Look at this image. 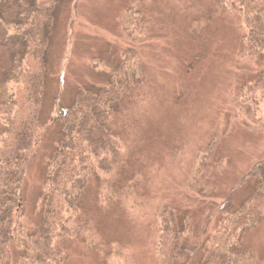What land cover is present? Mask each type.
<instances>
[{
  "label": "trees",
  "instance_id": "trees-1",
  "mask_svg": "<svg viewBox=\"0 0 264 264\" xmlns=\"http://www.w3.org/2000/svg\"><path fill=\"white\" fill-rule=\"evenodd\" d=\"M150 1L130 0L126 6L122 30L129 41L137 43L152 35L153 17L146 12ZM204 1L208 7L201 13L204 21L225 17V22L243 27L239 64L250 62L256 70L240 85L228 113L232 123L262 132L264 0ZM64 3L0 0V264L17 260L19 264H64L66 245L92 247L100 224L97 218L106 211L108 198L123 208L138 184L129 177L137 159L129 149L132 130L126 119L139 107L151 83L138 54L125 51L117 66L101 70L102 79L76 87L74 96L63 103L60 137L38 198V221L27 224L23 216L24 169L55 105L54 101L43 115L45 98L50 97L46 83L62 72L52 73L51 51ZM218 135H210L190 167L187 189L199 198L208 189L206 175L213 168L209 166ZM250 175L253 185L237 205L227 200L220 206L216 202V208L218 199L210 197L209 206L215 209L210 220L218 221L203 230L204 242L197 246L202 254L195 264H264L245 242L250 230L264 222V158L255 162ZM152 218L157 264H177L181 258V264H190L185 254L192 235L189 215L159 203Z\"/></svg>",
  "mask_w": 264,
  "mask_h": 264
},
{
  "label": "rangeland",
  "instance_id": "rangeland-1",
  "mask_svg": "<svg viewBox=\"0 0 264 264\" xmlns=\"http://www.w3.org/2000/svg\"><path fill=\"white\" fill-rule=\"evenodd\" d=\"M129 1L66 0L60 10L51 70L62 72L46 83L50 97L45 98L43 115L55 105L24 169L22 213L27 224L38 221V198L60 137L63 103L76 87L102 79V69L117 66L125 51H133L151 83L126 119L132 130L129 149L137 159L129 177L138 184L123 208L108 198L92 247L66 245L64 264H157L152 210L159 203L189 215L192 235L185 254L195 264L202 254L197 246L203 230L218 221L210 220L215 209L209 201L217 198L216 208L227 200L237 205L253 185L252 166L264 158V131L232 123L228 113L240 85L256 69L250 62L239 64L243 27L225 22V17L204 21V0L150 1L146 12L153 17L152 35L137 43L122 30ZM215 132L219 137L209 166L213 168L207 170L208 189L199 198L186 181L194 156ZM92 208L98 212L95 203ZM245 242L264 261V222L250 230Z\"/></svg>",
  "mask_w": 264,
  "mask_h": 264
}]
</instances>
